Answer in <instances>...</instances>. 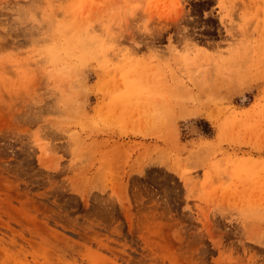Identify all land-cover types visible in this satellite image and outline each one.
Returning <instances> with one entry per match:
<instances>
[{"label":"rangeland","instance_id":"obj_1","mask_svg":"<svg viewBox=\"0 0 264 264\" xmlns=\"http://www.w3.org/2000/svg\"><path fill=\"white\" fill-rule=\"evenodd\" d=\"M0 264H264V0H0Z\"/></svg>","mask_w":264,"mask_h":264}]
</instances>
